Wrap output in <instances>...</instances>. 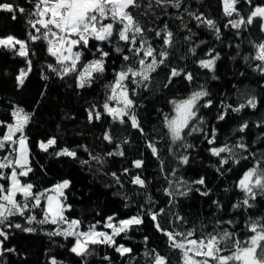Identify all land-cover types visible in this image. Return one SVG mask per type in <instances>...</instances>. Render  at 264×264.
Listing matches in <instances>:
<instances>
[{"label": "snow or ice", "instance_id": "1", "mask_svg": "<svg viewBox=\"0 0 264 264\" xmlns=\"http://www.w3.org/2000/svg\"><path fill=\"white\" fill-rule=\"evenodd\" d=\"M25 2L27 7L8 0H0V12L9 13L13 20H16L18 15L25 17V39L12 33L0 35V49L11 52L23 60L24 67L19 68L15 75L18 88L25 84L33 68L30 57L34 53L30 44L44 42L48 56L54 59V63H47V71L61 79L74 75L75 86L84 89L91 87L96 78L107 71L110 52L104 49V45L116 41L114 51L126 66L122 65L120 70L114 71L113 80L105 85L103 112L95 104L87 110L89 123L101 120L106 114L114 122L130 123L133 130L144 136L145 130L135 112L138 105L133 97L139 95L140 89H150L153 75L164 68L166 83L162 87L167 89L177 78L189 83L194 82V73L179 63L186 60L189 54L200 69L212 73L215 72L216 63L220 59V53L211 47H208L203 58L195 59L199 54L198 49L206 46L207 41L201 40L196 44L197 33L192 31L189 24L183 22L181 15H175V19L181 22L183 29L188 33L182 34V39L188 47L186 54L177 56L180 48L169 22L165 21L161 26L156 22L160 17L150 15L155 9H175L177 13L183 12L194 21L197 29L206 28L216 41L222 42L223 33L218 22L202 12L193 11L186 5V0H147L146 15L155 22L152 27L136 19L130 11L132 8L142 6L138 0H25ZM241 4L246 6V10L241 8ZM219 5L223 16L227 18L223 29L232 31L241 43L246 38L244 33H249L247 39L252 54L244 55L243 59L246 62H255L252 71L264 76V0H219ZM164 15L168 16L169 13L166 11ZM257 24L261 34L258 40L251 38L250 33V29ZM154 40L162 43L155 46ZM121 44L123 46H120ZM235 46L239 48L240 44ZM89 53L91 59H87ZM41 78L47 80L48 76L42 74ZM212 78L216 79L215 75ZM129 83L133 87L130 88ZM239 95L242 102L235 106L224 100L219 102L221 110L216 116L218 122L224 121L229 112L240 114L246 109L258 111L260 101L254 94H248L245 90ZM169 104L171 111L162 112L161 115L163 126L170 138L168 152L177 163V166L171 169L170 175L164 162L160 160L158 141L145 136L144 142L145 151H150L159 161L160 172L165 176L168 186L163 192L168 198L167 204L174 207L176 197L187 196L195 186H199L195 187V191L201 196L207 197L211 192V189L202 190L206 189L205 177L188 181L178 176L180 166L187 165L190 161V156L186 153L194 147L193 144L186 142L185 134L189 137L199 134L204 137L210 155L218 158L216 171L221 175L230 163L239 164L241 159L254 161L251 167L243 171L234 185L242 193L243 198L233 203L231 208L236 212L255 207L257 198L264 197V154L257 159L256 153L251 151L244 140L243 134L247 133L251 122L244 120L233 129L234 132L242 134L234 144L228 142L218 144L216 127L206 131L203 127L204 121L199 116L201 107L214 106V100L203 85L186 98L171 99ZM9 107L10 120H0L2 130L0 181H3L0 183V259L16 252L15 247H5L6 242L11 239L13 229L33 233L36 231L33 225L53 226L52 230L46 231L50 238L63 237L65 240L72 238V245L67 250L81 258L83 264H88L87 258L93 254L95 246L112 248L121 257H127L132 254L133 249L118 242L117 238L123 234L127 239L130 231L142 226L145 218H149L156 231L166 237L169 249L180 253L179 264H264V218L249 216L245 220L244 227L248 236L242 241L235 228L229 227L234 224L233 220L214 217V225L201 224L197 230L183 215L172 212L171 207L160 206L151 195L144 197V203L138 205L139 210L136 214L127 218H119L112 214L89 224L87 230H83V222L80 219L65 215V212L71 209L66 196V190L72 186L69 179L59 180L43 189H38L36 184L30 181L34 168L26 128L34 114L17 104ZM255 127L264 128V117L255 123ZM102 138L108 144L114 143L107 130ZM257 139H264V134ZM127 143H129L127 139L122 142ZM122 144H116L115 150L107 152L106 155L123 157L125 151ZM37 147L41 152L56 158L79 159L81 165H88L90 160L101 165L104 163V157L92 154L87 146L59 147L56 136L38 141ZM177 147L181 151L178 152ZM80 148L88 153L89 159L79 158ZM143 166L142 158L132 161L134 169L140 170ZM123 172L129 175L131 169L125 168ZM111 175L118 185L122 183L120 175L116 172ZM130 183L142 191L148 188L147 179L139 173L130 176ZM212 203L219 211H223L224 206L219 200ZM37 210L42 214L41 218H38ZM169 216L170 227H162L160 218ZM15 217L23 218L27 226L12 223ZM209 227L211 231L208 230ZM144 240L147 243L148 237L145 236ZM48 256L47 264H63L55 255L49 253ZM144 256L145 264H171L169 256L155 248L146 250ZM103 260L110 264L111 257L105 255Z\"/></svg>", "mask_w": 264, "mask_h": 264}, {"label": "trees", "instance_id": "2", "mask_svg": "<svg viewBox=\"0 0 264 264\" xmlns=\"http://www.w3.org/2000/svg\"><path fill=\"white\" fill-rule=\"evenodd\" d=\"M14 4H21L27 7L25 0H8ZM142 5L132 8L130 11L134 17L149 27L154 26V21L146 15L147 0H138ZM186 5L197 13H204L208 18L215 19L220 25L223 33L222 42L216 41L213 34L206 28L197 29L195 22L190 20L183 12L177 13L175 9H155L151 17H160L158 23L163 24L167 21L171 30L176 34L179 48L177 56L187 52V43L183 41L182 34L187 35L179 20L175 15L183 16V22L192 27V31L197 33L199 44L201 40L207 41L206 46L198 49L196 60L203 58L208 47L214 48L220 53V59L216 63L215 72L200 69L194 62L190 54L184 61L179 63L187 67L194 73V82L189 83L177 78L167 89L162 85L166 83V70L161 68L157 74L153 75L150 89H140L139 95L133 97L138 105L135 112L145 130V135L133 130L130 123L120 124L114 122L106 114L99 121L89 123L87 110L95 104L101 112L102 103L106 94L105 85L113 80L114 71L126 66L122 58L114 51L116 41L112 44H105L104 49L110 52L107 60V71L98 76L91 87L78 89L75 86L74 75L64 79L57 77L47 71V63H54V59L49 57L46 52V44L42 41L30 44L33 68L25 84L17 87L15 75L18 69L24 67L22 58L13 53L0 49V120H10V105L17 104L32 112L33 118L26 128L29 137L31 159L33 161L34 172L30 176V181L36 184L38 189L49 187L62 179H69L72 182L70 189L66 190L67 203L71 209L65 212L69 218L80 219L82 229L87 230L89 224L97 220L116 214L119 218H127L137 213L138 205L144 203V197L151 195L162 207H171L172 212H179L183 215L191 226L199 230L201 224L214 225V217L222 220H233L234 224L229 226L235 228L236 233L243 241L248 233L244 227L245 220L251 216L253 218H264V197H258L255 207L247 211L233 212L231 205L238 199H242V193L234 185L242 176L243 171L251 167L254 161L241 159L239 164H229L221 175L216 171L218 158L213 157L207 151L208 145L203 136L199 134L187 136L185 140L194 147L186 154L190 156L187 165L180 166L178 176L185 180L194 181L200 177L206 178V189H211L209 196H201L199 192L191 191L187 196H177L174 207L167 204V197L163 189L167 187L165 176L160 172L159 161L156 160L151 152L144 149L145 136H150L158 141L160 149V160L164 162L169 175L171 169L177 166L175 158L169 154L170 138L167 130L163 126L162 112H170L169 101L174 98H186L192 91L198 90L199 86L209 91L210 97L214 100L211 108H200L199 116L204 121L203 127L209 131L216 127L218 144L228 142L234 144L240 137V133L234 132L244 120L250 121V127L244 135L245 142L250 146L251 151L256 153V158L260 159L264 154V139H257L264 134V128L257 129L255 123L264 117V76L253 72V61H245L244 55L252 54L248 44L249 33H244L245 40L241 43L230 30L223 29V24L227 18L222 14L219 0H186ZM241 8L246 10V6L241 4ZM169 15L165 16L164 13ZM25 17L19 16L16 20L11 18L7 12H0V35L12 33L21 39L26 38ZM251 38L260 39L258 24L250 29ZM154 45L159 46L162 41L154 40ZM95 43V42H93ZM240 44L237 48L235 45ZM231 45V46H229ZM120 46H123L121 44ZM239 53V54H238ZM91 54L87 59H91ZM175 66V65H173ZM243 73V75H242ZM42 74L47 75L48 79H42ZM215 75L216 79H213ZM129 87H133L129 83ZM247 90L248 94H254L258 100V111L253 112L246 109L240 114L229 112L224 121L218 122L216 116L221 110L219 102L224 100L234 106L242 102L240 92ZM197 123H199L197 121ZM109 131L114 143L108 144L103 140V133ZM2 134V130H0ZM50 136H56L59 147L68 146L77 148L87 146L89 151L98 156L104 157V163L98 164L90 160L88 165H81L79 159L56 158L51 154L43 153L37 147L38 141L45 140ZM127 139L129 143L122 144ZM116 144H122L125 155L108 157L109 151L115 150ZM177 151H181L177 147ZM2 154V153H0ZM80 159H89L88 153L82 148L79 150ZM137 158L144 160L142 169L132 168V161ZM42 166V167H41ZM130 168L129 175H125L123 170ZM228 169H231L229 171ZM120 175L121 184H117L112 173ZM137 173L148 181V188L141 190L138 186L130 183V176ZM3 183V181H0ZM228 189V191H225ZM219 200L224 206L223 211H219L212 203ZM127 205V206H126ZM38 218L42 214L37 210ZM171 217H161L162 227H170L168 220ZM12 223L26 222L21 217H15ZM36 231L25 233L13 229L10 241L6 242L5 247H15L16 252L7 254L0 259V264H47L48 254L56 256L63 264H83L81 258L70 253L67 249L72 245V238L65 240L63 237L50 238L46 231L52 230L50 225H33ZM211 231V227L208 228ZM125 239L122 234L117 238L118 242L131 247L133 252L127 257H121L112 248L106 246H95L93 254L87 260L88 264H107L103 260L105 255L111 257L110 264H145L144 252L155 248L157 251L169 256L171 264H179L180 253L172 251L167 245L166 237L156 231L153 222L145 218L144 224L134 228L127 234ZM145 236L148 237L145 243Z\"/></svg>", "mask_w": 264, "mask_h": 264}]
</instances>
